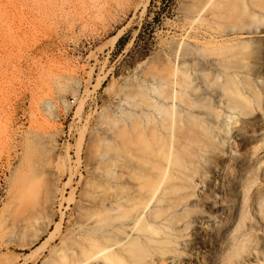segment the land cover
<instances>
[{"label":"rangeland","instance_id":"1","mask_svg":"<svg viewBox=\"0 0 264 264\" xmlns=\"http://www.w3.org/2000/svg\"><path fill=\"white\" fill-rule=\"evenodd\" d=\"M260 1L0 0V264H52L90 239L103 217L95 205L110 177L114 132L124 139L132 87L151 112L173 91L165 83L215 101L226 75L264 83ZM142 82L154 88L153 100H145ZM255 122L257 113L248 125ZM258 168L257 195L264 160ZM219 226L189 229L187 236L196 229L214 244L208 239L192 264H228L231 240L217 245ZM233 236L244 238L233 264H264L256 210Z\"/></svg>","mask_w":264,"mask_h":264},{"label":"bare ground","instance_id":"2","mask_svg":"<svg viewBox=\"0 0 264 264\" xmlns=\"http://www.w3.org/2000/svg\"><path fill=\"white\" fill-rule=\"evenodd\" d=\"M255 6L264 12V0ZM164 85L173 91L154 101L151 112L129 90L124 139L120 144L114 132L110 177L95 205L103 217L75 256L59 253L52 264H140L146 258L151 264H192V254L204 250L208 239L214 244L196 229L191 236L187 232L209 222L220 225L218 246L231 240L224 261L233 264L244 242L233 235L251 209L264 221V193L254 192L264 160V83L226 75L219 92L213 91L217 101L207 93L197 100L180 84V93H174V82ZM138 87L146 101L153 100L148 82ZM255 113L261 124L248 125ZM216 253H210L212 260Z\"/></svg>","mask_w":264,"mask_h":264}]
</instances>
